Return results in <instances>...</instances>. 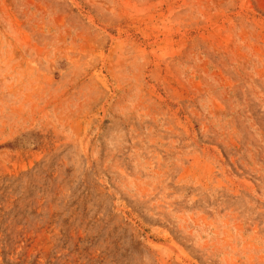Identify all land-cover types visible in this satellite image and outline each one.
<instances>
[{
	"label": "rangeland",
	"instance_id": "374dc122",
	"mask_svg": "<svg viewBox=\"0 0 264 264\" xmlns=\"http://www.w3.org/2000/svg\"><path fill=\"white\" fill-rule=\"evenodd\" d=\"M0 264H264V0H0Z\"/></svg>",
	"mask_w": 264,
	"mask_h": 264
}]
</instances>
